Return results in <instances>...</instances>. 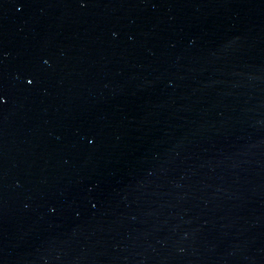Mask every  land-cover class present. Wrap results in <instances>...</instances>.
I'll return each mask as SVG.
<instances>
[{"label":"water","instance_id":"water-1","mask_svg":"<svg viewBox=\"0 0 264 264\" xmlns=\"http://www.w3.org/2000/svg\"><path fill=\"white\" fill-rule=\"evenodd\" d=\"M0 264H264V0H0Z\"/></svg>","mask_w":264,"mask_h":264}]
</instances>
